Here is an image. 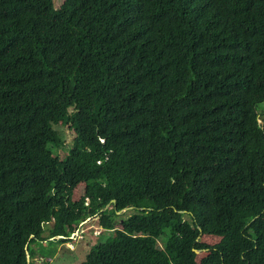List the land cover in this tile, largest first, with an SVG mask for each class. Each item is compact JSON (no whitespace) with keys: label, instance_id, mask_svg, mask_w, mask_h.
Instances as JSON below:
<instances>
[{"label":"trees","instance_id":"1","mask_svg":"<svg viewBox=\"0 0 264 264\" xmlns=\"http://www.w3.org/2000/svg\"><path fill=\"white\" fill-rule=\"evenodd\" d=\"M261 101L264 0H0V264H264Z\"/></svg>","mask_w":264,"mask_h":264},{"label":"rangeland","instance_id":"2","mask_svg":"<svg viewBox=\"0 0 264 264\" xmlns=\"http://www.w3.org/2000/svg\"><path fill=\"white\" fill-rule=\"evenodd\" d=\"M63 0H53L54 6L58 7ZM256 112L259 117V124L264 130V101H261L256 106ZM59 131L63 133L65 142L67 143L72 139V134L68 124H58L55 126ZM65 151L60 150L59 156L63 157ZM84 191V185L78 184L73 190L72 198L78 199ZM132 209H127L125 212L120 213V217H125L130 214ZM185 219L188 217L185 215ZM102 228L97 225V219L87 218L81 222L78 228L68 236L69 240L64 238V241L48 238L46 240L36 241L33 245V250H36V254L31 261L33 264H81L85 258V254L90 250L91 246L99 241L106 240L111 232H102ZM32 249V246H30ZM205 250L197 252L196 260L199 262L200 257L205 253ZM41 253L43 258L39 255Z\"/></svg>","mask_w":264,"mask_h":264},{"label":"water","instance_id":"3","mask_svg":"<svg viewBox=\"0 0 264 264\" xmlns=\"http://www.w3.org/2000/svg\"><path fill=\"white\" fill-rule=\"evenodd\" d=\"M111 202H114V199H112L111 200ZM108 206V204L105 206V208ZM127 209H133V207H126V208H124L123 210H121V211H126ZM120 211H118L117 213H119ZM33 236V235H32ZM62 238V237H64L63 235H58V237L57 238ZM194 251H195V253H197V252H199L200 250L199 249H194ZM26 260H27V263L28 264H31L30 263V261H31V258H30V256H29V253H28V251H27V248H26Z\"/></svg>","mask_w":264,"mask_h":264},{"label":"clouds","instance_id":"4","mask_svg":"<svg viewBox=\"0 0 264 264\" xmlns=\"http://www.w3.org/2000/svg\"><path fill=\"white\" fill-rule=\"evenodd\" d=\"M58 236H54V237H50L51 239H56ZM61 238V237H60ZM62 238H68V237H66V236H64V237H62ZM68 239H70V238H68Z\"/></svg>","mask_w":264,"mask_h":264}]
</instances>
